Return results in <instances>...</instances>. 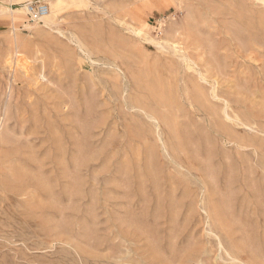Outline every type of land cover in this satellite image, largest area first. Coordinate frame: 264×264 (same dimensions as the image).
<instances>
[{
  "label": "rangeland",
  "instance_id": "1",
  "mask_svg": "<svg viewBox=\"0 0 264 264\" xmlns=\"http://www.w3.org/2000/svg\"><path fill=\"white\" fill-rule=\"evenodd\" d=\"M0 7V264H264V0Z\"/></svg>",
  "mask_w": 264,
  "mask_h": 264
},
{
  "label": "bare ground",
  "instance_id": "2",
  "mask_svg": "<svg viewBox=\"0 0 264 264\" xmlns=\"http://www.w3.org/2000/svg\"><path fill=\"white\" fill-rule=\"evenodd\" d=\"M48 5H49V11L47 12V14L46 15H44L43 17H41V18H39L38 20H36L37 21V25H44V26H51L52 24H54L55 22H56V16H55V13L53 12V9L51 8V4H49L48 3ZM11 6V5H10ZM12 6H15L14 4L12 5ZM11 6V7H12ZM10 8V7H9ZM1 8L0 7V12H3V10L4 11H6V9H8V12H10V14H11V20L13 21V22H15V16L12 14L13 13V11H12V9L10 8ZM17 8H23L24 10H26V8H27V4H24L23 6H19V7H17ZM44 77V76H43ZM12 92V91H11ZM12 99H13V97H12V93H10V98H9V102H11L12 101ZM17 107L19 108V110L18 111H20L21 110V108L22 107H25V106H31L32 105V103L31 102H29V101H26V102H24V100L21 98V97H19L17 100ZM224 107V106H223ZM234 105L232 104V102H230V101H228V100H226V106H225V110L227 111V110H229V109H234ZM140 108H143L147 113H149L150 115H151V117H153V118H155V119H157L161 124H169V122H170V120H171V117H170V113H169V111L168 110H166L165 112H162L163 110H164V108H167V105H165V102H163V101H157V102H155L154 100H153V103L152 104H148V105H141L140 106ZM163 109V110H162ZM144 110H143V112H144ZM228 114H229V112H228ZM230 115V114H229ZM161 120V121H160ZM172 135L174 134H176L177 135V137H181V131H180V129H175V128H172ZM9 143H11L10 141H9ZM12 144V143H11ZM12 146L13 147H15V145L14 144H12ZM180 149L182 148L183 149V146H182V144H180ZM173 148H174V146H173ZM175 148H177V147H175ZM174 148V149H175ZM178 149V148H177ZM10 158V157H9ZM23 179L24 178H21V177H17V180H19V181H21L22 183H17V180L15 181H13V183L11 184V185H13V184H15V186L17 187V188H19L20 186H23L26 182L25 181H23ZM10 185V186H11ZM10 186L9 185H3V187L6 189V190H9L10 189ZM242 249L239 247L238 248V250L237 251H233L232 252V254L234 255V258L235 257H237V258H241L242 259V257H244V256H242L240 253V251H241ZM247 261H252V262H254V263H260V261L258 260V256L257 255H254L253 254V256H252V258L251 259H249V260H246V264H247Z\"/></svg>",
  "mask_w": 264,
  "mask_h": 264
},
{
  "label": "built area",
  "instance_id": "3",
  "mask_svg": "<svg viewBox=\"0 0 264 264\" xmlns=\"http://www.w3.org/2000/svg\"><path fill=\"white\" fill-rule=\"evenodd\" d=\"M27 15L30 16L31 19L38 20L43 17L49 11V5L46 1H34L27 4Z\"/></svg>",
  "mask_w": 264,
  "mask_h": 264
}]
</instances>
